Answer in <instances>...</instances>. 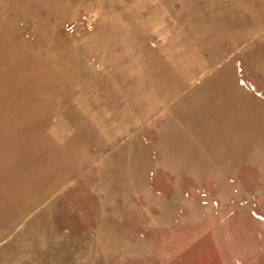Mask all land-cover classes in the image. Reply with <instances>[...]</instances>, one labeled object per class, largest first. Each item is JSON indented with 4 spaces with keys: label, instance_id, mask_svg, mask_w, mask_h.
Wrapping results in <instances>:
<instances>
[{
    "label": "rangeland",
    "instance_id": "obj_1",
    "mask_svg": "<svg viewBox=\"0 0 264 264\" xmlns=\"http://www.w3.org/2000/svg\"><path fill=\"white\" fill-rule=\"evenodd\" d=\"M111 263L264 264V0H0V264Z\"/></svg>",
    "mask_w": 264,
    "mask_h": 264
},
{
    "label": "crops",
    "instance_id": "obj_2",
    "mask_svg": "<svg viewBox=\"0 0 264 264\" xmlns=\"http://www.w3.org/2000/svg\"><path fill=\"white\" fill-rule=\"evenodd\" d=\"M148 255V254H147ZM112 264V263H111Z\"/></svg>",
    "mask_w": 264,
    "mask_h": 264
}]
</instances>
